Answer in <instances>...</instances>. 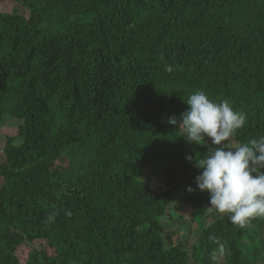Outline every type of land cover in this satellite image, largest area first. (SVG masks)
Wrapping results in <instances>:
<instances>
[{
  "label": "trees",
  "instance_id": "trees-1",
  "mask_svg": "<svg viewBox=\"0 0 264 264\" xmlns=\"http://www.w3.org/2000/svg\"><path fill=\"white\" fill-rule=\"evenodd\" d=\"M5 115L0 264H191L188 227H166L185 200L198 264H264V0L0 12ZM220 188L229 207L214 214Z\"/></svg>",
  "mask_w": 264,
  "mask_h": 264
},
{
  "label": "rangeland",
  "instance_id": "rangeland-1",
  "mask_svg": "<svg viewBox=\"0 0 264 264\" xmlns=\"http://www.w3.org/2000/svg\"><path fill=\"white\" fill-rule=\"evenodd\" d=\"M20 0H0V12H9V13H17L27 16L28 15V5L31 4L32 0H23L22 3L19 2ZM31 21V20H30ZM32 23L37 24V22L32 20ZM16 120H14L11 116L5 115L3 117L2 122L0 123V161L3 162L5 160V146H6V140L5 136L10 135L14 136L16 134ZM224 139V137H223ZM226 143V146L231 148L235 145V143L232 140H224ZM56 166L62 168L63 170L68 169V163L65 159H60L56 162ZM141 168L143 171L147 172L149 167L146 163L141 164ZM150 186L154 187L155 189L162 187V181L161 179H158L154 176L150 178ZM223 190L220 188L214 195V202L210 208H208V211L218 214L223 213L225 210L229 207L228 205V198L223 197V193H221ZM182 204V205H181ZM174 206V205H173ZM192 205L187 202L186 200L180 203L178 206L171 211H169L168 215H171L173 219L167 220L168 232L172 235V239H181V233H183L180 229V224L187 226L186 232L184 234H187L185 236V239H189L190 247L192 245L193 253H192V259L191 264H198L197 260L200 255L201 250V244L196 241V237L198 234V227L195 222L191 220V211H192ZM167 215V216H168ZM213 219V216L211 218L207 219V222H211ZM162 224H165V219L161 220ZM169 225V226H168ZM36 244V243H33ZM264 245V243H263ZM36 245H23L18 249L17 252V259L21 263L27 258L29 251L31 248H35ZM52 254H55L54 250L50 251ZM217 253H221V251H217ZM221 255H219V258ZM261 264V263H259Z\"/></svg>",
  "mask_w": 264,
  "mask_h": 264
}]
</instances>
